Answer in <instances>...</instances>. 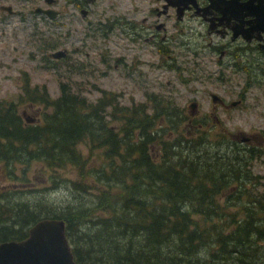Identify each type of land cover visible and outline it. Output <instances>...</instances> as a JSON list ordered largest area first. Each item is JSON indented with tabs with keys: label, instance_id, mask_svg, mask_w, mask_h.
Wrapping results in <instances>:
<instances>
[{
	"label": "trees",
	"instance_id": "16d2710c",
	"mask_svg": "<svg viewBox=\"0 0 264 264\" xmlns=\"http://www.w3.org/2000/svg\"><path fill=\"white\" fill-rule=\"evenodd\" d=\"M28 82L0 100V241L53 217L78 264H264V191L250 174L259 147L190 132L160 96L148 112L104 90L89 102L67 84L52 98ZM61 189L72 196L52 197Z\"/></svg>",
	"mask_w": 264,
	"mask_h": 264
},
{
	"label": "rangeland",
	"instance_id": "374dc122",
	"mask_svg": "<svg viewBox=\"0 0 264 264\" xmlns=\"http://www.w3.org/2000/svg\"><path fill=\"white\" fill-rule=\"evenodd\" d=\"M123 2L127 3L128 0ZM1 6H10L13 13H8ZM38 17L33 13V6L24 0H0V100L17 101L23 94L22 83L27 77L29 87L45 88L52 98L59 96L61 84H67L72 92L89 102L96 101L100 92L104 90L118 94V104L132 107L143 101L151 102L149 98L144 99L146 91L144 87L148 86L146 84L148 81L142 76L147 71L150 73L149 82L153 85L155 93L167 101L169 97L175 100L176 107L173 103L172 107L176 111L182 107L187 109L192 102H196L194 117H187V114L182 113L185 116L183 124L189 127L190 132L196 133L199 128L211 134L224 133L229 141L236 142L239 146L245 147L251 141L250 144L260 148V153L254 156L250 163V174L259 181L260 185L256 190L264 191V57H254L259 58L262 63L260 66H253L252 71L248 69L249 74L244 69L245 63L249 65L248 56L241 55L244 63L237 60L238 63L232 72L231 67L227 70L220 69L219 63H215L218 55L207 52L208 40L192 39L190 45L193 46L192 49L197 47L196 52H185L181 49L183 52L173 57L178 64L188 68L180 75L183 77H188L190 73H194L193 76L199 75L200 78L195 80H200L203 84L194 86L189 82L182 83V79L178 78L179 72L156 68L158 56L152 53L154 48L150 43H144L145 49L138 55L141 64L128 70L122 67L115 68V57H107L113 61L108 73H105L100 63L96 62V69L89 64L94 59L100 60L102 56L90 58L72 52L76 41L41 39L44 37L37 29ZM44 31H47L46 27ZM179 42L180 40L176 41ZM50 45H53L52 48L45 50L47 48L45 46ZM62 48L67 49L69 54L55 66L43 59L44 51L48 54ZM131 55H125L128 64L132 63ZM223 60L233 61L231 58ZM150 63H154L153 68L149 66ZM73 65L78 66L76 68ZM220 72L224 73L223 79L219 77ZM211 94L218 95L226 105L233 101L239 102L225 108L212 103ZM145 104L148 112L154 109L153 104L148 102ZM18 109L20 115L30 122L39 121L40 109L28 104H23ZM116 124L114 123V126ZM81 150L84 154L87 153L83 146ZM65 175L73 177L71 173ZM32 182L30 188L34 189L33 193H40L43 188L40 178ZM67 196H72L68 190L66 192L61 189L52 193V197L58 200Z\"/></svg>",
	"mask_w": 264,
	"mask_h": 264
},
{
	"label": "flooded vegetation",
	"instance_id": "af4514ba",
	"mask_svg": "<svg viewBox=\"0 0 264 264\" xmlns=\"http://www.w3.org/2000/svg\"><path fill=\"white\" fill-rule=\"evenodd\" d=\"M24 1L33 6V13L39 16L36 20L37 29L44 37L41 39L76 41L72 52L90 58L102 56L89 64L96 69V62L100 63L105 73H108L113 61L107 57H115V68L128 70L141 64L138 55L144 51V43H150L154 48L152 53L158 56L156 68L179 72L178 78L182 79V83L189 82L194 86L203 84L195 80L200 78L199 75H180L188 68L178 64L173 57L182 53L181 49L196 52L197 47L192 49L190 45L192 39L208 40L207 52L218 55L215 63H219L220 69L231 67L230 70L234 72L237 60L243 62L241 55H245L248 56L249 65L245 63L244 69L250 74L248 69L252 71L253 66L262 63L254 57H264V0H128L127 3L123 0ZM177 40L180 42L176 43ZM58 50H66L64 57L55 60L61 62L69 51L65 48ZM129 54H132L131 64H128L125 56ZM224 58L233 61H224ZM73 66L77 68L78 65ZM149 66L153 68L154 63ZM223 75V72L219 73L222 79ZM142 77L148 81V86L144 87V99L149 98L151 102L148 103L154 106L159 95L149 82L150 73L146 71ZM174 101L169 97L167 102L176 107ZM234 102L239 101L226 105L219 98L216 103L226 108ZM196 106V102H192L187 109L182 107L177 112L192 118ZM250 143H247L248 147L253 146Z\"/></svg>",
	"mask_w": 264,
	"mask_h": 264
},
{
	"label": "water",
	"instance_id": "95a60500",
	"mask_svg": "<svg viewBox=\"0 0 264 264\" xmlns=\"http://www.w3.org/2000/svg\"><path fill=\"white\" fill-rule=\"evenodd\" d=\"M2 9L12 13L11 7ZM65 53L66 50H58L49 57L58 60ZM218 99L217 95H211L213 103ZM0 264H77L66 237L64 220L44 217L29 227L25 238L0 241Z\"/></svg>",
	"mask_w": 264,
	"mask_h": 264
},
{
	"label": "bare ground",
	"instance_id": "6f19581e",
	"mask_svg": "<svg viewBox=\"0 0 264 264\" xmlns=\"http://www.w3.org/2000/svg\"><path fill=\"white\" fill-rule=\"evenodd\" d=\"M51 59V58H50ZM52 60V59H51Z\"/></svg>",
	"mask_w": 264,
	"mask_h": 264
}]
</instances>
